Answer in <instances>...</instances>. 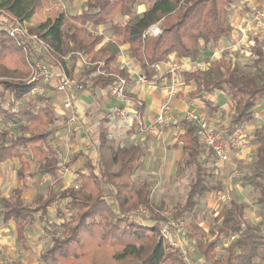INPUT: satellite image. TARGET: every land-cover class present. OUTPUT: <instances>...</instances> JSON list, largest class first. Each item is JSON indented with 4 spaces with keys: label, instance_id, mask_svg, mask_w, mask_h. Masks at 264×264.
<instances>
[{
    "label": "trees",
    "instance_id": "16d2710c",
    "mask_svg": "<svg viewBox=\"0 0 264 264\" xmlns=\"http://www.w3.org/2000/svg\"><path fill=\"white\" fill-rule=\"evenodd\" d=\"M40 1L0 0V13L9 14L30 34L48 44L54 52L48 55L52 58L33 57V53L29 58L23 54L15 39L1 29L0 76L2 71L12 70V66H8L14 64L17 77L24 80L29 75V64L33 60L57 63L65 68L66 62L62 57L70 55L69 61L74 62L75 54H80L87 63L80 74L83 86L106 89L113 85L116 75L127 81L126 72L119 70L116 64L120 48L126 45L130 58L140 68L141 76L145 81H152L156 67L169 56L197 61L208 44H215L232 33L229 20L232 0H150L140 13L136 7L145 0H82L81 12L49 11L45 21H38L29 27L26 20L33 15L36 7H40ZM154 25L158 32L149 36L146 33ZM99 26L106 27L105 31L113 39L103 42L105 31L99 35L90 29ZM66 71L72 73V69ZM182 81L186 86H194L196 92L223 91L234 106L230 128L249 123L256 100L264 97V72L256 69L255 72L244 73L225 57L211 62L203 71L184 73ZM37 85L24 81H0V120L12 125V130L0 133V163L16 159L23 167L19 172L23 176L22 171L28 165L25 159L31 155L39 175L55 177L57 159L46 146L49 136L55 131L57 119L54 111L48 104L38 110L29 103L17 111L13 108L15 100ZM181 124L184 133L178 142L182 143L186 153L185 163L192 167L193 174L184 202L168 211L174 222H183L195 213L198 199L211 190L204 183L214 178L213 168L206 167L204 159H201L205 152L210 157L211 151L201 141L200 126L189 120H183ZM255 143L256 156L240 177V183L258 194L255 202L261 208V220L250 225L244 219L247 207L232 201L214 216L210 240L202 229L189 225L184 236L194 239L189 241L195 242L191 244L190 254L200 264H264L261 263L264 261V129L257 132ZM99 149L110 151V161L102 159L104 168L100 177L92 173L80 174L78 187L47 191L44 195H36L31 202H25L20 192L14 191L12 199L0 198L1 220H13L20 230L17 231L18 237H22V226L27 228L37 219L44 223L46 232L52 226L54 230L50 232L61 236V241L55 240L52 247L43 253L41 258L49 264H77L80 260H83L82 264H95L94 251L90 248L101 249L105 245L117 249H112L107 264H186L176 249L158 239V229L168 220V216L162 214V210L167 209L165 204L155 203L147 185L132 183L131 178L142 156L140 148L113 149L101 133ZM108 163L116 168L111 171ZM84 164L91 168L86 158ZM109 186L114 191H108ZM55 198L65 201V207L57 216L62 219L58 225L45 220L46 208ZM138 207L151 212V216L145 218L153 221V225H142L132 217V210ZM235 234L237 237L231 240ZM81 237L93 241H83ZM86 245L91 247L81 256L77 252ZM22 246L26 247V244ZM220 248L221 254H218ZM185 252L188 255L189 249Z\"/></svg>",
    "mask_w": 264,
    "mask_h": 264
},
{
    "label": "crops",
    "instance_id": "0c3cea01",
    "mask_svg": "<svg viewBox=\"0 0 264 264\" xmlns=\"http://www.w3.org/2000/svg\"><path fill=\"white\" fill-rule=\"evenodd\" d=\"M146 6L143 5L142 7V4L140 5L139 3L136 11L138 13L143 12ZM255 8L264 9V0H232L229 9L232 33L215 44H208L206 50L200 53L199 60L197 61H191L189 58L176 59L172 55L169 56L168 60L160 63L156 67V75L152 81H145L141 76L140 68L130 58L127 46L124 45L120 48L116 64L119 70H123L127 74L126 91L129 97L128 105L131 109L137 110L145 126L151 127L148 132L123 128L115 119L117 104L110 97L108 88L92 89L89 85L86 87L83 86L82 90L72 91L70 93L76 121L68 124L69 111L63 108L65 94L57 93L54 90L56 81L53 80L50 85L44 88L49 93L46 100H49L51 96L53 98L52 103L47 104L54 111L57 119L55 131L48 139L51 146L49 143L46 145L50 147L57 159L56 176L54 177L48 174L39 175L31 155L25 159L28 165L22 171L23 176L19 175L23 167L20 166V163L16 159L5 160L0 163V166L10 161L17 162L19 165L15 172L17 182L23 188L25 187L24 189H27L29 185L28 181L30 180L31 182L33 179L35 182L46 186V193L47 191H63L70 187L76 188L80 184V174L88 175L92 173L100 177L104 168L102 159L105 158L106 161H110L109 149H99L100 135L103 133L108 145L113 149L130 146L140 148L142 156L131 178L132 183L135 185H147L150 188V193L155 203H163L166 208L171 209L172 206L184 202L193 174L192 167L185 163L186 153L182 149V143L178 142V138L184 133L181 123L183 120H186V113L194 111L200 119L203 118L206 120V124L210 125L208 127L222 137L223 145L228 156L226 162L219 163L212 152L210 157L207 156L208 153L206 152L201 155V159H204L206 163L205 166L211 169L213 168L214 178L212 180L208 179L204 183L211 190L198 199V207H200L199 201L204 202V205L215 216L218 213L214 209L217 207L216 202L227 206L230 202L236 201L247 207L244 213L245 221L250 225L258 223L261 218L257 220L255 213L249 214L251 211L256 210L255 207H258V205L256 202H253V204L247 203V199H245V194L248 195L250 193L255 195V191L248 186L243 187L240 183V177L246 172L247 167L253 162L256 156V134L264 129V97L256 100L253 109V118L249 123L230 128L229 123L234 106L223 91L215 90L210 93L203 91L196 92L194 86H186L182 81V75L184 73L195 70L203 71L208 68L211 62L222 57L228 59L232 66H238L242 71L255 72L258 69L264 72V31L255 30L246 25V21H248L252 10ZM90 29L95 34L101 35L106 27L99 26L97 29L90 27ZM155 29H157L156 25L151 27L149 29L150 31L148 30V35H156L150 33ZM104 34L103 42L113 39L106 31ZM69 60L66 61L63 71L70 77L81 82L80 74L83 71V67L77 60H74V62ZM173 62L181 66V72L178 74V91L172 102L170 113L172 122L160 127L153 125V123L159 112L165 90L168 87L169 74L167 64ZM54 69L55 72H58L61 67H55ZM66 69L69 71L72 69V73L68 74ZM21 98V102H25ZM26 104L27 102L21 104L20 107H24ZM45 105L38 103L32 106L35 110H38ZM10 108L12 109V106ZM209 112L215 113L216 118L213 114H209ZM223 115L226 118L221 121L220 118ZM206 117H209V119ZM208 121L210 122L208 123ZM234 131H236L240 141V145L236 148L231 145L229 140L230 134ZM75 157L77 158L74 160L73 158ZM85 158L90 161L91 168H88L84 164ZM233 160L237 164L244 163L246 167L238 171L237 167L232 165ZM32 166L34 169L31 168ZM107 167L111 171L116 168L112 163H108ZM61 181L63 183L62 185H56V183H60ZM208 184L213 185L208 186ZM110 190L114 191L112 186L108 187V191ZM22 193L21 191V199L25 202H31L35 197L33 196L31 199H28ZM182 193L185 197L180 202ZM243 193L244 198L241 197ZM5 197L7 195H4V197L3 195L1 196V198ZM58 202L64 203L65 201L63 202L55 198L46 208V212L52 208V204ZM10 221L14 222L13 220ZM147 221L150 224L139 220L142 225H153V221ZM36 223L40 227H44V223H41L40 220H37ZM14 225L16 227L15 222ZM202 230L204 231V228ZM184 235L185 233L180 238L185 239ZM19 244L22 248V244L20 242ZM24 248H27V245ZM27 249H29V246ZM187 259L186 264H200L199 260L193 254L189 255Z\"/></svg>",
    "mask_w": 264,
    "mask_h": 264
},
{
    "label": "rangeland",
    "instance_id": "374dc122",
    "mask_svg": "<svg viewBox=\"0 0 264 264\" xmlns=\"http://www.w3.org/2000/svg\"><path fill=\"white\" fill-rule=\"evenodd\" d=\"M150 2V0H145L142 3H140V5L142 4L146 6L148 3ZM83 1H79V0H41L40 1V7H36L33 15L31 17H28V19L26 20V23L28 24V26L30 27L31 25H33L34 23L38 22V21H45V19L48 17L49 11L55 13L57 11H66L70 14H75L77 12H79L80 10H83L82 7ZM252 6V5H251ZM51 9V10H50ZM0 18L3 20L4 23H6L7 25H9V23H11L12 21V26L15 27L16 22L13 20L12 17L9 16V14L7 15L6 13H0ZM18 23V22H17ZM27 26V27H28ZM8 29V27H7ZM29 45L26 44V46H28V48L26 47H22L19 46L20 49L22 50L23 54L28 55L29 58L31 57L30 54L33 51H37L40 55L44 56V57H48L51 58V56L46 55V51L42 52L41 48L39 46H41V43L35 44L33 41H28ZM44 42V41H43ZM18 45V44H17ZM33 57H35L36 55H32ZM38 63H44L43 61L40 60H36ZM51 61H53L51 59ZM65 61V60H64ZM66 62V61H65ZM55 63V62H54ZM10 66H8L9 68L12 66V70H5L1 72L0 76V81L3 80V82H8V81H12V82H19V81H24L26 83H29L30 80V76L36 74V70L32 71V69H29V75L24 78V80L20 79V76L17 77L18 75V71L15 69L14 64H9ZM52 67H60L57 63L52 64ZM55 70V69H54ZM244 73H247V71H242ZM249 72V71H248ZM9 73H11V75L9 76ZM12 76V79H10V77ZM49 93L48 92H44V94L40 97H35V98H26L25 96H23L21 99L25 102H21V104H25L26 102L29 103L30 105H37L38 103L40 104H47V103H52L53 98H49V100H46L48 97ZM25 97V98H24ZM19 100V99H18ZM195 113V112H194ZM196 114V113H195ZM209 114H213L214 117L215 113H211L209 112ZM212 116V115H210ZM207 119H209V117H206ZM226 118V116H221L220 120H224ZM200 119V118H199ZM206 120L201 118L200 122H202L203 124H206L205 122ZM210 121H208L209 123ZM207 125V124H206ZM210 126V125H207ZM9 129L12 130V125L9 124V122H4L3 120H0V133H2V131H8ZM213 130V129H212ZM50 145V141L48 142ZM60 144V143H59ZM51 146V145H50ZM57 154V153H56ZM247 158V157H246ZM232 165H235L238 169V171L242 168H245L246 165H244V163H240L237 164L234 162V160L232 161ZM19 167L17 162L14 161H10L7 162L3 165L0 166V198L1 196L4 195L7 197H5V199H12V194L14 191H19L21 194V191L23 192L22 194L24 195L25 198L31 199L33 196H36V194H45L46 193V186L45 185H41L38 182H35L34 179L30 182V180L28 181V187L27 189H24L23 186L19 185V182H17V177H16V170ZM32 169L33 166L31 167ZM35 182V183H34ZM62 181L60 183H56V185H62ZM213 185V184H208V186ZM137 186H142V185H137ZM20 187V189H19ZM235 195V194H234ZM244 196V193L241 194V197ZM185 197V195L182 193L180 196V202L183 200V198ZM235 197V196H234ZM254 197V198H253ZM258 197V194L255 193V195H252L250 193L245 194V199L247 203H252L256 201V198ZM244 198V197H243ZM214 199V198H213ZM238 199V198H237ZM255 199V201H253ZM239 201V200H237ZM217 203V207H215L214 209H216V211L218 212L219 210H221V207H223V205L219 202ZM200 207H198L199 205H197L195 213L193 215H189L188 219L183 221L184 224V233H186V231L188 230L189 225L196 227L197 229H202L204 228L205 231V235L206 238L208 240H210L211 238V234L210 231L213 229L214 227V215L210 212V210H208L209 208L204 205V202L199 201ZM52 208L47 210V216H45V220L48 222H52L57 224L61 223L60 220L62 219H58L57 216L59 215V213L61 212L60 210L62 208H64V203H54L51 205ZM146 209V208H145ZM256 210L251 211L249 214H256L257 220L258 218H261V208H259L256 206L255 207ZM134 211V210H132ZM165 211V212H164ZM168 211H171V209L167 208L162 210V214L165 215L167 213H169ZM63 214V213H62ZM263 214V213H262ZM151 216V212L147 209V217ZM36 217H38L36 215ZM143 217V216H141ZM137 218L138 220H142V222L145 223H149L146 219L148 218ZM38 220V219H37ZM36 220V221H37ZM35 221V222H36ZM32 223L31 225H29L27 228H25L24 226H22V237H18L17 233L15 232H19L20 230L17 229L15 230V225L14 222L10 221V220H6V221H0V263L2 264H49V263H45V261L41 258L43 256V253L46 251V249H48L49 247H52L53 243L55 240H60L61 241V236L53 234L50 232L51 229L54 230V228L49 227V231H45L42 227L39 226L38 223L35 224ZM41 222V221H40ZM35 224V226H34ZM150 224V223H149ZM253 224V223H252ZM48 227V226H47ZM201 227V228H200ZM45 228V227H44ZM17 235V238H16ZM28 235V236H27ZM192 238H188L185 237V239L180 238V245L186 250L188 249V242L191 240ZM22 244L25 243L27 245V248L29 246V249L22 247L19 244L20 241H22ZM81 240L83 241H93V240H89L88 238H82ZM194 240V239H192ZM81 241V243H84ZM97 241V240H96ZM83 244V245H84ZM164 244V243H163ZM223 244L225 245L226 242H223ZM166 245V244H164ZM93 246V245H92ZM91 247V246H90ZM88 245H86V248L83 247L81 248L77 253L81 254V256H84V252H86V250H89ZM91 250L94 251V257L93 260L96 261L95 264H107L109 262L110 259V253H112V249L113 250H117L113 247H108L105 245V248H101V249H94V248H90ZM26 250H28L26 252ZM91 251V252H93ZM221 248L220 251L218 252V254H221ZM84 260H86V258H83ZM83 260L80 262L78 261L77 264H82ZM66 264V263H65Z\"/></svg>",
    "mask_w": 264,
    "mask_h": 264
},
{
    "label": "built area",
    "instance_id": "2783aa9c",
    "mask_svg": "<svg viewBox=\"0 0 264 264\" xmlns=\"http://www.w3.org/2000/svg\"><path fill=\"white\" fill-rule=\"evenodd\" d=\"M11 23L7 25L0 18V30L7 31L8 35L15 39L17 44L22 47L28 48V41H33L35 44L41 43L39 46L42 52L46 51V55L54 54L51 48L43 42V40L39 39L36 35L30 34L25 28L20 26L17 22L15 27H13ZM246 25L249 28L264 31V9H253L250 18L246 21ZM8 27V29H7ZM150 31V30H149ZM147 31L146 34H149ZM158 30L155 29L151 34H157ZM35 55H40L36 50L32 52ZM42 56V55H40ZM76 60L83 67L87 65L85 59L80 54H75ZM52 58V57H51ZM63 60L67 61L70 59V55H66L62 57ZM29 67L32 71L36 70V74L30 76L29 83L39 84L36 87L32 88L27 94H25L26 98H35L40 97L45 92V86H48L52 83L53 80L56 81L54 90L57 93L65 94V101L63 103V108L66 111H69L68 124L74 123L76 121V116L73 111L72 102L70 99V93L72 91H79L83 89V85L78 80H75L73 77H70L63 71L61 68L58 72L54 71L55 67H52V64L38 63L36 60L30 62ZM61 67V66H60ZM59 67V68H60ZM167 70L169 74L168 78V87L165 90L163 101L159 107V112L155 117V121L153 125L157 126H166L172 122L171 109L172 102L178 91V74L181 72V66L176 64L175 62L167 64ZM98 73V72H97ZM127 81L125 78L116 75L113 85L108 88L110 97L116 102L117 107L115 109V119L121 124V126L127 130L138 129L142 132H148L150 130V126H145L143 121L140 118L139 113L135 109H131L128 105L129 99L127 98ZM24 97V98H25ZM19 100H15L13 102V108L15 111L19 109L21 106ZM186 120L193 121L197 123L201 128V141L208 148L214 157L217 159L219 163L226 162L228 160L227 153L225 151L223 145V139L217 133H215L210 127L206 124L200 122L199 117L194 113V111H189L186 113ZM230 143L233 147H238L240 145L239 137L237 136L236 131H234L229 136ZM132 216L135 218L147 217V209L138 207L136 210L132 212ZM168 220L163 223L158 229V239L170 246L173 249H176L187 261V257L192 251L191 244L195 242H188V255H186V250L180 245L179 238L184 233V224L181 221H172L170 217V213H167ZM237 237V234L231 237V240H234Z\"/></svg>",
    "mask_w": 264,
    "mask_h": 264
}]
</instances>
